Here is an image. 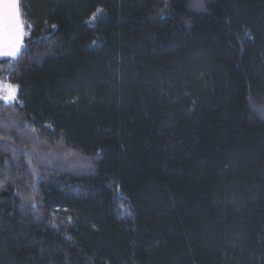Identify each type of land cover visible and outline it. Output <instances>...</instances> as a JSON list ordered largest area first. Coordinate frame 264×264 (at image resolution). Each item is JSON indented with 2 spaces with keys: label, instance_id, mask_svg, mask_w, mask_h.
<instances>
[{
  "label": "trees",
  "instance_id": "obj_1",
  "mask_svg": "<svg viewBox=\"0 0 264 264\" xmlns=\"http://www.w3.org/2000/svg\"><path fill=\"white\" fill-rule=\"evenodd\" d=\"M18 3L0 264H264V0Z\"/></svg>",
  "mask_w": 264,
  "mask_h": 264
},
{
  "label": "snow or ice",
  "instance_id": "obj_2",
  "mask_svg": "<svg viewBox=\"0 0 264 264\" xmlns=\"http://www.w3.org/2000/svg\"><path fill=\"white\" fill-rule=\"evenodd\" d=\"M22 15L18 0H0V58L10 62L19 59L23 49L26 25ZM18 90L19 85L0 80V100L6 105L18 99Z\"/></svg>",
  "mask_w": 264,
  "mask_h": 264
},
{
  "label": "rangeland",
  "instance_id": "obj_3",
  "mask_svg": "<svg viewBox=\"0 0 264 264\" xmlns=\"http://www.w3.org/2000/svg\"><path fill=\"white\" fill-rule=\"evenodd\" d=\"M17 96H18V93H17ZM1 101L4 102L3 100H1ZM15 102H18V99H17L16 101H12V102H10V103H15ZM4 103H5V102H4ZM10 103H9V104H10ZM60 151H61V150H60ZM67 159H69L68 156L64 158V160H67Z\"/></svg>",
  "mask_w": 264,
  "mask_h": 264
},
{
  "label": "crops",
  "instance_id": "obj_4",
  "mask_svg": "<svg viewBox=\"0 0 264 264\" xmlns=\"http://www.w3.org/2000/svg\"><path fill=\"white\" fill-rule=\"evenodd\" d=\"M2 59H8V58H0V60H2Z\"/></svg>",
  "mask_w": 264,
  "mask_h": 264
}]
</instances>
